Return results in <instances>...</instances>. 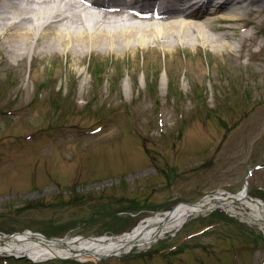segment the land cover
<instances>
[{"label":"rangeland","instance_id":"rangeland-1","mask_svg":"<svg viewBox=\"0 0 264 264\" xmlns=\"http://www.w3.org/2000/svg\"><path fill=\"white\" fill-rule=\"evenodd\" d=\"M244 8L246 18L225 29L231 47L223 53L181 46L171 55L89 51L75 63L66 55L33 59L29 53L7 62L0 45V235L95 236L59 233L47 222L51 211L40 200L59 181L115 187L148 182L153 169H164L173 185L157 199L164 209L179 194L195 201L245 184L264 199V11L251 2ZM96 63L98 77L90 74ZM129 223L118 219L111 226L122 230ZM2 258L0 264H31ZM263 263L264 230L214 209L150 248L84 264Z\"/></svg>","mask_w":264,"mask_h":264},{"label":"bare ground","instance_id":"bare-ground-1","mask_svg":"<svg viewBox=\"0 0 264 264\" xmlns=\"http://www.w3.org/2000/svg\"><path fill=\"white\" fill-rule=\"evenodd\" d=\"M42 1L0 0V45L9 56L7 62L11 57L23 60L29 53L33 59L66 55L75 63H81L89 51L102 54L142 49L158 54L163 50L171 55L181 46H209L223 53V48L231 47L224 40L229 37L226 27L233 29L231 24L242 22L250 12L245 10L244 3L257 4L258 10L264 11V0H194L197 7L190 13L174 0L157 5L156 20L152 14H146L140 20L117 24L115 20L99 21L98 16L91 14L89 19L59 11L44 14L37 10V4ZM248 36L249 33L243 35ZM216 208L264 230V200L250 195L248 186L244 185L237 192L215 193L196 204L177 203L118 236L48 238L33 231L3 233L0 254L24 256L35 262L51 258L98 261L150 248L191 218Z\"/></svg>","mask_w":264,"mask_h":264},{"label":"flooded vegetation","instance_id":"flooded-vegetation-1","mask_svg":"<svg viewBox=\"0 0 264 264\" xmlns=\"http://www.w3.org/2000/svg\"><path fill=\"white\" fill-rule=\"evenodd\" d=\"M171 179L170 172L153 169L148 182L132 180L115 187L107 186L106 182L97 184V181L90 180L78 183L59 181L53 183L49 198L39 200L42 209L49 206L51 213L47 222L53 223L54 230L59 233H113L120 230L111 226L113 220L139 219L153 213L161 205L159 194L167 191V195L173 186ZM43 195H48L47 191ZM38 221L43 223L46 220L39 218ZM54 230L47 229V232L53 234Z\"/></svg>","mask_w":264,"mask_h":264},{"label":"trees","instance_id":"trees-1","mask_svg":"<svg viewBox=\"0 0 264 264\" xmlns=\"http://www.w3.org/2000/svg\"><path fill=\"white\" fill-rule=\"evenodd\" d=\"M90 74H93L94 77L96 76L98 77L100 75V64L99 63H96L94 66L92 65V67L90 68ZM259 195L263 196L262 193H259Z\"/></svg>","mask_w":264,"mask_h":264}]
</instances>
